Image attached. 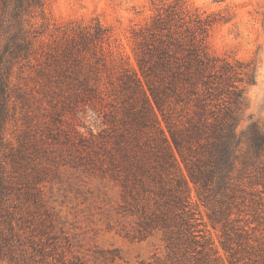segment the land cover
Listing matches in <instances>:
<instances>
[{"label":"rangeland","instance_id":"374dc122","mask_svg":"<svg viewBox=\"0 0 264 264\" xmlns=\"http://www.w3.org/2000/svg\"><path fill=\"white\" fill-rule=\"evenodd\" d=\"M44 2L45 18L36 9L28 15L30 30L44 32L10 71L0 141L14 231L22 236L19 264H238L233 252L247 256L241 228L264 240V194L237 199L225 210L229 222H216L212 207L222 195L207 203L189 180V219L176 198L175 169L162 166L145 96L130 77L141 78L150 96L134 31L176 0ZM181 8L187 19L207 23L204 45L219 66L254 70V84L237 82L246 97L238 132L264 125V0H182ZM97 22L106 39L73 56L74 28ZM211 102L235 107L228 91ZM16 261L0 255V264Z\"/></svg>","mask_w":264,"mask_h":264},{"label":"trees","instance_id":"16d2710c","mask_svg":"<svg viewBox=\"0 0 264 264\" xmlns=\"http://www.w3.org/2000/svg\"><path fill=\"white\" fill-rule=\"evenodd\" d=\"M181 6L182 0L160 6L152 24L134 31L138 63L150 96L143 90L141 78L130 77L145 96L162 166L175 169L176 198L182 204L181 209L187 214L190 212L186 208L191 180L200 198L207 203L222 195L213 203L211 218L216 222L222 219L229 222L225 210L238 206L237 199L251 195V200L259 201L264 194V125L253 122L238 132L237 111L246 97L245 87L237 82L254 84L255 74L254 70H244L240 63L225 62L219 66L204 45L207 23L198 15L187 19ZM34 9L45 18L44 0H0V141L10 101L12 66L20 58H29L36 38L44 32L29 28L28 15ZM192 21L197 23L196 27L190 25ZM73 33L75 44L69 52L74 56L105 40L108 29L97 22L93 27L78 25ZM224 91L233 95L235 107L213 109L220 104L212 105L211 101ZM173 147L180 154L187 173L182 170ZM249 187L252 191H248ZM259 187L262 189H257ZM10 193L5 172L0 170V255H11L19 264L15 252L22 245V236L14 231ZM189 214L188 218L192 219ZM187 222L195 227L191 220ZM239 233L238 245L247 256L236 257L237 252H233V263L264 264V240H253L246 235L245 228ZM226 247L234 249L229 243ZM245 258L247 260L242 262Z\"/></svg>","mask_w":264,"mask_h":264}]
</instances>
